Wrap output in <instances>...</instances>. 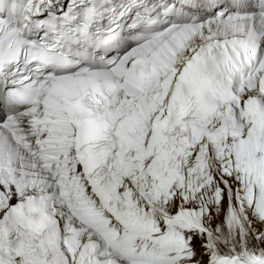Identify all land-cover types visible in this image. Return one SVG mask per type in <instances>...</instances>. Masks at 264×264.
Here are the masks:
<instances>
[{
	"label": "snow or ice",
	"instance_id": "obj_1",
	"mask_svg": "<svg viewBox=\"0 0 264 264\" xmlns=\"http://www.w3.org/2000/svg\"><path fill=\"white\" fill-rule=\"evenodd\" d=\"M0 264H264V0H0Z\"/></svg>",
	"mask_w": 264,
	"mask_h": 264
}]
</instances>
